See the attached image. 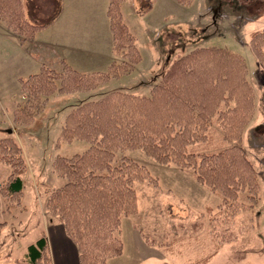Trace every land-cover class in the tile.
Masks as SVG:
<instances>
[{"label": "trees", "instance_id": "16d2710c", "mask_svg": "<svg viewBox=\"0 0 264 264\" xmlns=\"http://www.w3.org/2000/svg\"><path fill=\"white\" fill-rule=\"evenodd\" d=\"M123 1L108 0L106 15L112 51L125 62L89 74L77 72L64 61L61 72L42 65L37 73L18 80L25 100L13 112L14 123L30 124L55 93L89 91L129 73L140 62L136 39L122 16ZM192 1L176 0L181 6ZM152 4L153 0H145L139 14ZM0 20L24 40L50 24L28 21L20 0H0ZM250 47L264 69V28L251 33ZM246 76L240 55L218 46L197 47L172 61L148 97L113 91L67 114L57 146L81 140L87 149L54 159L53 170L64 183L51 193L46 206L76 246L79 264H107L120 256L121 220L138 210L135 183L157 186V179L134 160L123 155L114 163L117 152L140 150L158 164L193 170L196 181L218 195L232 213L240 207L236 204L240 193L256 202L260 184L241 146L242 131L254 112L253 90ZM214 118L231 145L203 152L199 145L210 141L209 124ZM0 163L10 168L0 183V196L7 209L17 207L27 163L13 138L0 139ZM4 226L1 222L0 231ZM212 257L194 264H207ZM17 264H51L43 231Z\"/></svg>", "mask_w": 264, "mask_h": 264}, {"label": "rangeland", "instance_id": "374dc122", "mask_svg": "<svg viewBox=\"0 0 264 264\" xmlns=\"http://www.w3.org/2000/svg\"><path fill=\"white\" fill-rule=\"evenodd\" d=\"M171 2L159 0V10L168 9L170 13L169 22L152 39L147 35L146 43L142 42V54L136 43L141 60L129 73L89 91L49 96L42 111L27 125L13 122V112L25 98L17 82L9 79V64L15 57L1 50L3 41L6 39V45L9 42L0 29V108L6 112L0 109V139L13 138L27 163L19 205L7 209L9 205L0 196L5 223L0 231V264H17L42 231L48 243L47 230L61 224L46 206L51 193L64 183L56 176L53 161L57 156L81 154L87 149L81 140L57 146L67 114L77 105L113 91L148 97L173 60L194 48L207 46L226 48L240 55L246 64L254 112L242 131L241 146L258 177V198L250 202L245 192L240 193L236 202L240 207L232 213L218 195L196 181L193 170L158 164L140 150L117 152L114 163L124 155L145 166L158 183H135L138 210L122 218L123 251L107 264H194L210 254L213 257L209 264H264V69L250 47L251 33L264 28V0H193L190 7L179 12L169 8ZM21 3L25 18L32 23L48 22L56 17L59 8L57 0ZM144 4L145 0H140V8ZM80 22L77 20L74 25ZM0 24L5 27L1 21ZM91 39L93 47L98 45L96 32ZM149 40L152 46L147 45ZM114 56L110 65L125 62L120 55ZM108 67L88 73L76 71L89 74L104 72ZM61 70L62 67L56 72ZM15 88L18 99L14 104L11 97ZM209 135L210 141L199 145L203 152H216L231 145L224 140L215 118L209 124ZM48 253L52 264L49 244Z\"/></svg>", "mask_w": 264, "mask_h": 264}, {"label": "crops", "instance_id": "0c3cea01", "mask_svg": "<svg viewBox=\"0 0 264 264\" xmlns=\"http://www.w3.org/2000/svg\"><path fill=\"white\" fill-rule=\"evenodd\" d=\"M57 2L59 8L56 17L50 19V24L35 33L32 39L24 40L0 20L5 25L4 27L0 24L2 34L9 42L6 45L5 39L1 50L10 54V57H15L9 64L11 65L9 79L13 78L18 87L19 79L37 73L42 65L58 71L62 67L61 61H64L73 69L88 73L105 70L115 59L109 20L106 15L108 0H57ZM140 6V0H124L121 4V12L142 54V42L148 36L152 39V35L158 33V29L165 26L164 24L167 25L171 16L168 9L164 12L159 10V0L158 3L154 0L151 9L143 15L138 12ZM190 6H181L176 0H172L169 8L179 12L182 8ZM77 20L82 22L75 26L74 22ZM94 32L98 38V45L95 47L91 44ZM147 45L152 46V40H149ZM11 98L15 104L18 99L16 88ZM0 109L1 112L6 113L2 106ZM9 174L10 169L0 164V183ZM1 210L0 204V223L3 220ZM47 235L52 264H79L76 246L66 235L62 224H54L47 230Z\"/></svg>", "mask_w": 264, "mask_h": 264}]
</instances>
